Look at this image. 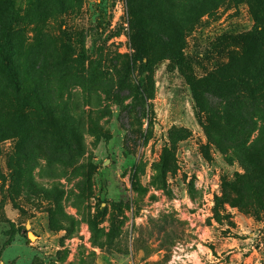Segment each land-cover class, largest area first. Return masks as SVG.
<instances>
[{
  "label": "rangeland",
  "instance_id": "rangeland-1",
  "mask_svg": "<svg viewBox=\"0 0 264 264\" xmlns=\"http://www.w3.org/2000/svg\"><path fill=\"white\" fill-rule=\"evenodd\" d=\"M254 30L264 0H0V264H264L263 174L229 188L190 90Z\"/></svg>",
  "mask_w": 264,
  "mask_h": 264
},
{
  "label": "trees",
  "instance_id": "trees-1",
  "mask_svg": "<svg viewBox=\"0 0 264 264\" xmlns=\"http://www.w3.org/2000/svg\"><path fill=\"white\" fill-rule=\"evenodd\" d=\"M145 30L140 26L133 42L132 63L139 65L137 90L141 97L146 95L148 72L147 48L143 47ZM243 38L245 47L242 50L247 67L227 72L231 69V63L223 65L201 80L192 78L190 90L197 107L201 109V119L208 140L222 154L232 151L241 155L244 173L235 174V181L228 186L241 198L245 197L243 201H247V192L256 189V184L251 182V171L257 168L264 177V36L261 31L254 30L243 35ZM11 70L10 80L16 90H21V80L14 69ZM217 79L220 83L213 84ZM217 86L219 87L216 88ZM206 96H216L222 106L218 110L208 108L207 102L203 100ZM257 121L262 123L258 140L248 144L249 138L256 131ZM221 202L235 205L241 203V200L224 192L218 203Z\"/></svg>",
  "mask_w": 264,
  "mask_h": 264
},
{
  "label": "water",
  "instance_id": "water-1",
  "mask_svg": "<svg viewBox=\"0 0 264 264\" xmlns=\"http://www.w3.org/2000/svg\"><path fill=\"white\" fill-rule=\"evenodd\" d=\"M27 237L31 240L32 239V237H33V235L31 234V233H27ZM34 238V237H33Z\"/></svg>",
  "mask_w": 264,
  "mask_h": 264
}]
</instances>
